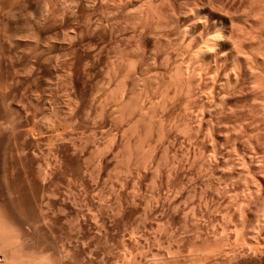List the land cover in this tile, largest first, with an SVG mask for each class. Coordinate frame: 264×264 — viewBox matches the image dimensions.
<instances>
[{"label":"rangeland","instance_id":"rangeland-1","mask_svg":"<svg viewBox=\"0 0 264 264\" xmlns=\"http://www.w3.org/2000/svg\"><path fill=\"white\" fill-rule=\"evenodd\" d=\"M129 1L130 0H97V1L96 0H0V197H1L2 205H4L9 210L10 214L15 219L23 221L25 225V227L24 226L23 227L26 230L25 234L21 235L22 237L20 241H15V242L12 241L13 242L12 247L14 248V246L17 245L16 244L17 242L18 243L21 242V244L19 243L20 246L17 245V247L19 246L18 248L22 250V252H24V254L21 255L26 256L28 253L33 260L34 258L36 260L37 257L39 259L41 258L40 260H42L41 261L42 264H43V260H45L46 262L44 264H52V263L56 264V262L57 264H72V263L73 264H94V263L95 264L98 263L99 264H122V263L135 264L136 262L137 264H142V263L150 264L151 262H152L151 264H156L158 262L161 264H225V261L224 260L222 261L226 253L224 252L226 250L225 247H223V242L224 243L226 242L228 244V246L226 247L228 249L229 246L231 248L236 244L238 245V241L234 240L235 238L237 239L236 237L237 228L235 226V222H236L235 220L237 219L235 216H233L235 204L231 199L230 200L231 202L228 200L222 206H218L217 199L215 203V198L213 200L207 198L206 200V197L202 195H204L205 189L207 188L214 189L215 187L219 188L217 189V192H219L220 190L218 196L219 195L226 196L227 194V196L230 195L229 198L231 197V195H235L234 197L239 198L240 195H242L243 193L246 194L247 192L242 188V186L245 184L243 174L247 172L244 171L243 174L242 171L240 172V169L241 170L245 169L244 165L241 166L239 165L240 167L238 166V168L240 169L233 166L231 167L232 169L228 168V166L223 167L222 170L224 174L221 171L217 172L215 170L209 169L204 164L201 165V163L204 162L206 155L208 158V154L209 156L210 155L212 156L213 154L212 151H208V149L206 148V145L209 142L208 140L209 131L207 130L208 127L205 126L201 127L200 129L198 128H196V130L194 129L198 134V138L196 136L197 134H195L193 130H192L193 133L191 134L186 130H181V129L174 130L175 128L174 127H173L174 129L172 128L174 134L175 133L177 134V135L175 134V136L177 137L171 140L174 149L173 154L175 158L177 157L176 159L179 160L184 165L185 170L187 169L189 171V169L190 170L193 169L192 170L193 174H191V176L186 177L185 175L183 176L181 181L180 179L182 176L180 177L179 175L175 176L174 171H171L172 170L171 168L172 166L170 167L171 164H168L170 162L169 161V159L171 158L170 156L172 155L171 153H169L170 156L167 153L168 158L170 157L168 159L166 156V152L165 154L162 152L163 154L161 158L163 157V159H160L158 165L160 169H158V167L154 165L150 166V164L145 162L146 158L144 159L143 157L145 156L144 155L145 152L147 154L145 157L148 156V150H147L148 147L146 146L147 142H145L146 141L145 138L147 137V131L153 129V123H152L153 119L151 121V118L154 117V121H155L156 115L161 113V110L165 113L166 111L172 113V114L170 113L168 114L171 117L170 119L171 121H168L169 120L168 118L170 117H168V115L164 113L165 116L167 115L168 120L164 116L165 119L172 124L175 123V120L177 119H179L177 121H180L181 120L180 118H182V120L184 121L183 118L186 117L185 113H187L188 115V112L189 114L190 112L191 113L194 112V115L200 114L199 116H201V111H199L200 113H195L198 110H201L198 109L200 107V103H199V107L197 105L195 107H192L191 100L190 103L189 102L187 103V99H186L187 94L184 96L185 93H180L181 94L180 95L179 93L173 94L172 92V89L175 88L176 86L175 84L177 82L179 83L182 82V80H184L183 74H181V72L184 70H189L187 69L186 64H188L189 59H191L189 58L190 50L188 51L186 48L187 47L186 45L188 44L187 42L191 38L189 39L187 35H184V32L186 31L184 26L186 27L187 25L186 22L185 23L183 22L185 21L184 17L187 16L188 13L186 15L184 13L187 10H188L187 12H189L190 9L193 10L194 13L196 7L194 8L193 6L195 4L197 6L198 3L195 0L194 1L188 0L189 2L186 0H185L186 2L184 0H171V2H169L170 0H157V1L131 0L130 2ZM174 1L175 3L180 2L181 6L184 4V2L185 4H187L188 2L189 5L191 1L190 7H188L190 9H187V5L184 4L185 12H183V9L179 10L181 9L180 5H178L180 8L178 6L177 7L175 6V3H173ZM223 1H228V0H223ZM242 1L241 0L237 1L240 2V4L242 5V6L240 5L239 9H238L239 6L235 8L236 10L238 9V11H236L235 9L233 10L231 9L232 10L231 14H233L236 11V14L242 17L239 18L238 16V18L240 19L239 20L237 18V15H234L237 18L235 20L236 22H234V26H237L239 24L238 28L236 29H239L241 27V31H243L242 30L243 27L249 28L251 23V22L249 23V20H251L252 22H254V20L256 21L258 17L257 18L256 16L253 17L254 12L258 14L259 10L263 8L262 6H264V2H262L264 0L262 1L260 0L261 2L258 0L259 1L258 3L263 4V5L261 4V7H258L259 5H255L257 1L255 2L254 0H250L251 3L252 1L254 2L253 5H255V8L252 7L253 9L256 10V8L258 9L260 8L259 10L253 11V9L250 8L251 6H253L250 3V1L248 0H242ZM244 1L246 2L244 3ZM142 2H144V4ZM245 4L247 6L250 5V7L248 6L247 8ZM243 6L244 8L246 7L248 10L244 9L243 11L242 10ZM139 8L140 11L147 8V10L148 9L153 10L154 13H152V11L151 12L149 11L150 13H152L150 15L148 13L143 12L145 15V17H143V13H140V11L138 10ZM173 8H175V10ZM147 10H145V12ZM249 10L251 11L249 12ZM176 11L177 14H179L180 11L182 12L179 14L180 17L182 16V18H179L180 22L175 25H172L171 23H170L171 25L170 24L164 25L163 21L165 19L169 20L170 22V17H167L168 16L167 14L169 13V15L171 16V13L173 12L175 14ZM246 11L248 14L253 12V15L251 14L252 17L250 16V14L248 15L247 13H245ZM191 12H189L188 15H190ZM139 13L140 15L142 14L141 15L142 17L139 16ZM146 14L150 18L149 17L146 18ZM246 15L247 18L249 16L250 17L248 19H245ZM157 20L159 21L157 22ZM160 20H162L161 23H159ZM167 20H165L166 21L165 24H168ZM146 21L147 24H145ZM246 22H248V24ZM162 23L163 25H160ZM145 26L147 27L144 29ZM182 29L185 31H182ZM186 32L185 34H188ZM183 38L185 40H183ZM145 41L149 42V45L146 46L145 48L147 49L145 50L148 57L147 61L142 65L141 71L138 70H137L138 72L132 71V68L133 70H135V64L134 67L132 66V64L136 63V60L138 59L137 58L139 56L138 51L140 50L141 52L143 49L140 47L138 48L135 47H137V45L139 46L140 44L137 43L140 42L141 44L143 43L144 45ZM189 43H193V40H191V42L189 41ZM162 48L164 49V51ZM255 48L253 50L257 49ZM186 50L188 52H186ZM255 52H257V50ZM180 54H182L181 57ZM135 55H137V57H135ZM168 56L170 57L168 58ZM178 57H180L179 60ZM168 61L170 65L167 63ZM193 61L191 60V63L189 62L190 63L189 66L191 64H195L196 67V63L195 62L193 63ZM197 61H198L197 63H200L199 60ZM180 62H182V64H179ZM202 64L204 65L205 63ZM202 64L201 66L197 64V66L199 65L200 69H198V71L195 70L196 71L195 73L197 74L200 73L199 75H202L203 69L204 72L206 73L205 69H207L208 65H205L206 67L201 68L203 67ZM175 65L177 66L174 67ZM178 65L179 66L181 65L183 67L181 68V66L179 67ZM193 66L194 65L190 66L191 68L190 70L197 69L194 68ZM130 68H131V72H130ZM179 68L181 70L184 68L185 69L179 71L178 70ZM121 69L123 71H121ZM190 70L186 71L187 72L186 74L190 75L191 73ZM177 72L182 75L181 78H180V74H178ZM186 74L184 71V76ZM197 74H195L196 77L199 76V75L197 76ZM199 77L198 79H196V82L198 84L197 83L195 84L199 85L196 87H200V89H202L203 83L198 81V80L202 81L201 79H199ZM161 78H164L163 79L164 82L160 80ZM178 78L182 80L180 81L178 80ZM172 79H175L176 83ZM124 80L126 84L127 81H129V83L127 84L128 96L126 98H123L122 96L123 92L121 93V91H123L122 88L126 86L124 85L125 84ZM169 80H171L170 82L173 81V84L175 83L174 84L175 86H170L171 83L169 84L168 82ZM249 80H247L246 82V86L248 87V89L245 88L246 89L245 91V89H243V87H245L244 85L242 89L245 92L241 89L239 90L241 91V93L243 92L244 97L243 94L241 96L240 92H238L240 93L238 97H236L237 95L235 97L233 96L237 92H235L232 95L230 94V97L233 96V98L231 97L232 98L231 103L234 106L233 105L230 106L232 109L233 107L237 106L236 104L240 103L238 105L240 107L239 109H237L236 107L237 110L234 112L231 109L233 114L236 113L234 114V116L230 110H224L223 105H221L222 109L224 110L225 116L226 117L228 116L227 119L225 118L226 121L230 117L229 119L230 121L226 122L228 124H225L224 116H220V114L219 115L215 114L217 117L214 115L212 119L213 121L212 123L214 124L215 121V123L217 124L219 122L220 124L219 126L223 125L222 119H220L221 117H223L224 119L223 126L227 125L228 129L231 128V130H233V133L241 132L239 133V136L238 134L236 136L235 135L236 133L234 134L236 140L235 139L233 140V138L230 137V140H228L227 142V144L229 143L230 144L229 146L225 144L226 146L224 147L225 151L228 150V147L232 149V151L234 150L233 149L234 147L236 148L235 145L233 146L234 141L239 142V144L242 143L241 145L244 146V148H246V146H249V149L248 147L246 148L248 151L252 148L255 151L256 147L258 146L259 148L261 147L258 152L255 151L249 153L251 155V153L259 154L261 152L260 155L263 154V160H264V144H263L264 118L262 115V110L260 112L261 108L260 109L258 108L261 105L259 106L257 105V104H261L260 98H259L260 100L258 99L259 102H257V96L259 95L258 93L260 91L258 90L259 91L258 92L256 90L258 92L257 93L258 95L256 94L257 95L256 96L255 95L256 91L254 90L258 85L257 83L255 85L254 80L252 79ZM251 80L253 83L251 82ZM157 82L159 83L162 82V86H159L158 85L159 83ZM199 83H202L201 84L202 86ZM252 85L253 86L255 85V87H253L254 89L252 88ZM170 87L173 88L171 89ZM168 88H170V91L172 93L168 94V91H165V90H169ZM251 89H253L254 93L252 91L250 93L248 92ZM256 89H260V88H256ZM202 90H199L198 98L203 97V99L205 100L206 93L209 94V92H207V90L209 89H202ZM205 90L206 93H202L205 92ZM145 94L148 95L149 97H146ZM174 95L175 97L177 96V98H175ZM121 96L123 101L120 98ZM164 96L165 97L167 96V98L169 96L172 97L170 100H167V98L165 99ZM179 96L185 98L181 99ZM145 97L147 100L144 99ZM148 98H150L149 102H147ZM120 99L122 103L124 102V100L126 101L123 107L124 110H122V113L123 111L124 113L123 115H121L123 117L115 118L114 117L115 113H112V111H116L117 107L120 110V106L117 104ZM143 99L146 101H144ZM163 100H166L167 103L169 101L170 103L171 102L174 103L172 105L174 107L176 106L175 110L174 107H171L172 105H169V103L166 104V101H165L166 105L164 106ZM244 100H247V102ZM237 101L239 103H237ZM139 102H141L139 104L140 107L135 106ZM145 102L148 104H146ZM145 104L149 108H147ZM242 104H244L245 106V107L243 106L244 108L242 107L243 109L241 108ZM142 105L145 106L141 110L142 112L139 111L138 109V114H136L135 112L137 111L135 107L141 109ZM168 105L171 107V109L173 108L172 109L174 110L173 112L169 111L171 109ZM118 109H117V113H119ZM133 109H134L133 111L134 113L131 112ZM151 109L152 111H150ZM158 110H160V112H158ZM143 111L145 114H142L143 119H139L140 121L142 120L141 121L142 123L141 122L139 123H140V129L142 130L144 128L142 130L144 133L141 135L142 139L141 138L137 139L139 142L138 141H137L138 143L136 142V148L139 149L138 157L139 156L143 157L145 164L142 161L143 159L139 157L142 160L141 159L139 160L137 166H139L141 169L139 167L138 168L136 167L137 168L135 169L136 171H133L134 169H132L131 172L126 167L127 166L126 163L129 164V162H127L129 160L128 158H130L128 157L130 156L129 153L130 150L128 151L129 147L127 145L125 146V150L127 149V152L129 154L126 151H124V155L121 159L118 160L116 157L118 154L120 155L119 148H121L124 145V143H126V139L128 140L129 138L130 139L132 138V136L129 137L131 133L129 132L128 128L129 125L130 124L132 125V123L134 122L129 124L128 119L130 121V116L127 114L128 113L130 114V112L132 114H136V115H132L131 118L132 121L133 120L136 121V119H138L136 116L139 115V112L143 113ZM145 111L147 112L149 111L148 112L149 114ZM226 111H228L227 113H229L230 111L232 116H229L231 114L230 113L227 114ZM250 112H252V114H250ZM117 113L116 115H118ZM183 113L184 116L182 117L181 115H183ZM240 114H242L241 117ZM125 115L129 116V118ZM198 115L196 119L197 121L200 119L198 118L199 117ZM257 115L258 117L260 116V118H258ZM111 116H113L114 118ZM248 116L250 117L248 118ZM172 117L173 119L175 118L174 121ZM231 119L233 120V122L231 121ZM147 121L149 122V124ZM122 122H124L123 123L124 125L122 124ZM242 122H243V126H241ZM247 122L250 125H247ZM150 123H152L151 124L152 126L150 125ZM258 123H259V128L257 127ZM217 124L215 125L217 126ZM237 125L240 126L237 127ZM150 127H152V129L148 130V128ZM250 127L251 128L254 127V128L250 129ZM124 128L128 130L125 131ZM197 129L199 130V132L197 131ZM32 130H33V134H32ZM231 130L229 133L233 134ZM183 131H186L187 133ZM184 133H186L188 136H186V134L184 135ZM205 134L208 136L206 137ZM250 135H252L254 138ZM257 135H259L258 138ZM248 136H250V138H248ZM201 139L205 140V145H204V141ZM252 139L254 140V142H251ZM121 141L124 143H122ZM139 143L141 144L139 145ZM249 143L253 145H250ZM15 144L17 145V147ZM118 144L119 146L121 144V147H119ZM142 145L145 146L143 147ZM100 148L102 149L101 151ZM205 148L206 150H204ZM261 149L263 150V152L261 151ZM116 150L118 151L117 154H116ZM131 150H133V148ZM150 150L151 149L149 148V152ZM194 150H195V155H194ZM235 150L238 151V149ZM33 151L36 153L34 154ZM107 152H109L108 153L109 156L107 155ZM96 153L97 154L100 153V154L96 155ZM140 153L143 155H141ZM230 153L232 152L230 151ZM235 153H232L233 156L239 158L238 156H240L241 153L240 155H239V151L236 154ZM25 154H27L26 157H28L26 159H25ZM232 154H230V156L228 155L229 157L228 156L227 157L230 159ZM100 155L102 156L101 158ZM163 155H165L167 159ZM254 155L255 158L257 159H260L262 156V155L259 156L257 154ZM254 155L251 156H253L254 158ZM203 156L205 158H203ZM193 158H195L196 160ZM201 158L202 160H200ZM23 160L24 161L28 160V162H25L26 165H24L25 163ZM263 160H261L260 162L259 160L257 161L255 159V162H258L256 164L260 165V163H262ZM161 161L163 162L161 163ZM195 162L196 164H194ZM164 165L166 166V168ZM42 167L43 168L45 167L47 171L45 169H43L42 171ZM155 167L157 169H155ZM225 168L228 170L227 171L228 173L225 171ZM233 168H237L238 170L236 171ZM156 170L159 173V175H157ZM230 171L232 172L229 174ZM41 172L44 173L46 176L43 177V175H40L42 174ZM170 172L172 173L170 174ZM50 173H52V175ZM155 173H156V177L161 180L160 184L159 183L154 184L156 183L154 176ZM169 174L171 175V177L169 176ZM240 174L241 176H239ZM151 177L152 179H154L153 181L154 183L151 181ZM192 177L194 179H192ZM34 178H36V180ZM204 178H206V180ZM128 179L130 183L127 182ZM176 179H178V181H176ZM236 179H238V181ZM174 180L176 183H173ZM41 181H43V183ZM182 181L184 182L182 183ZM179 182H181L179 184L181 186L179 187L178 185V187H174L175 184H178ZM186 182H189L190 184L188 185L187 183L188 187L185 184ZM209 182L211 185L209 184ZM228 182L231 183L229 184ZM185 185L186 187H184ZM227 185L229 186V188L227 187ZM191 187H193L192 188L193 191L190 190ZM155 188L156 190L158 189L157 191H160V194L163 198V202L165 204H167L166 201H168V203L172 201L171 203L172 206L170 209L166 207L161 208L159 204H157L158 205L157 208L154 206L157 200L155 195L156 194L155 192L157 191L155 190ZM225 188H227L228 190L232 188L234 190L228 191L227 189L224 190ZM223 191H225L224 194ZM151 197L153 199H151ZM2 208L3 207L0 206V211H1L0 214L2 217H4V215H2L4 213V211H2L3 210ZM47 208L49 212H47L48 211ZM119 209L123 211H120ZM213 210H215L216 212ZM55 213L56 215H54ZM172 213H174L173 216ZM147 214H148V218H147ZM170 214L173 218L171 216H170L171 218H169ZM225 214L227 216H225ZM2 217L0 219H2ZM3 219L5 220V221L3 220L5 224L2 223L1 220H0L1 221L0 224L2 223L1 225H6V219L5 218ZM103 223L104 224L108 223V225L106 226ZM98 224L100 225L98 226ZM7 227L11 228L9 227L8 224ZM4 228L6 227L3 226V230H5ZM8 228L4 232L10 235V237H13L11 236V234L14 235V233L11 232L12 231L11 229L13 228L9 229L11 231H9ZM79 228L81 229V232ZM139 228L141 229L139 230ZM230 229H232L231 232ZM225 230H227L228 233H225L226 232ZM210 232L213 235L210 234ZM232 232L235 234H233ZM205 234L207 235L210 234L211 236L217 235L218 237L217 236L216 237L214 236V238L212 237L213 238V239L211 238L212 241L209 242L206 240L205 236L207 235ZM201 235L203 236L201 237ZM225 236L226 237L229 236L227 237L229 238L228 241L229 242L231 241L232 243L226 241L227 239ZM232 236H235V238H233ZM203 239H205V242L207 241L206 244H203L205 243L204 241H202ZM214 239L215 241H219V242L218 243L216 242L217 246L214 243L212 247L210 243L214 242L213 241ZM232 240L236 241L235 245H233L234 241ZM22 243L23 245L25 244L24 247L21 246ZM34 245L36 246L40 245L43 248H45L46 251L49 250L48 251L49 254L46 253L47 256L45 255L43 257V255L39 254L40 252L38 250L37 251L33 250L36 247V246L34 247ZM71 245H72V249L75 250L71 249ZM29 246L31 247V249ZM22 247L23 249H21ZM27 247L29 248V250H25V248L28 249ZM222 247L224 249H222ZM19 249H16L17 252L19 251ZM76 249H78V251ZM74 251L77 252L75 253ZM220 251L221 253L224 254H221ZM34 253L36 254L34 255ZM29 255L27 256L30 258ZM36 255L39 256L41 255V256L36 257ZM215 257L216 259L219 257L218 260H216ZM230 262L227 261L226 264H237L235 260Z\"/></svg>","mask_w":264,"mask_h":264},{"label":"bare ground","instance_id":"bare-ground-1","mask_svg":"<svg viewBox=\"0 0 264 264\" xmlns=\"http://www.w3.org/2000/svg\"><path fill=\"white\" fill-rule=\"evenodd\" d=\"M97 1V0H96ZM131 1V0H130ZM129 1V2H130ZM139 1V0H138ZM150 1V0H149ZM157 1V0H156ZM185 1V0H184ZM186 1H188V0H186ZM185 1V2H186ZM194 1V0H193ZM195 1H197V3H198V5L196 6V4L193 6L194 8H195V12L193 13V10H191L190 8H188V7H190V3H191V1H190V3H189V5H188V2H187V4H185V2H184V4L185 5H187V9H190V11L189 12H191L190 13V15H188L189 14V12H185L184 10V4L181 6L180 5V2H177V3H179V4H177V3H175V1L173 2V3H175V6L177 7L178 5H180L181 6V9H179V10H182L183 9V12H185L184 14L186 15L187 13V16H185L184 18H185V21H183L184 23L186 22V27L184 26V28H185V30L187 31H185V30H183L182 29V31H185L186 33H188V34H185V32H184V35H187L188 37H189V41L191 42V40H193V43H189V41L187 42L188 44L186 45L187 47V50L189 51H191V53H190V51H189V58H191V59H189V62L191 63V60L193 61L194 59V61H193V63L195 62L196 63V67H195V64H191L190 66H192V65H194L193 67L194 68H197V69H192V70H190L191 68H190V66H189V62H188V64H186L187 66V69H189L190 70V75H188V74H186L187 72L186 71H189V70H184V69H182V70H184L185 71V76H184V71H182L180 68L178 69L179 71L181 70L182 72H181V74H183V79L184 80H182V82H175L176 80L175 79H172L175 83V85L173 84V81L172 82H170L171 80H169L168 82H169V84H170V86H175V88H173V87H170L171 89H172V92H173V94H180V93H185L184 94V96L186 95V99H187V103L189 102L190 103V100H191V105H192V107H195L196 105L199 107V103H200V107L198 108V109H201V110H198L197 112H195V113H200L199 111H201V116H199L198 114V118H200L198 121L196 120L197 119V115L195 116L194 115V112L193 113H191L190 112V114H189V112H188V115H187V113H185L186 114V117H184L183 119H184V121L182 120V118H180L181 120L180 121H177V120H179V119H177V120H175V123H170V122H168V121H171L170 119H171V117L168 115L169 113L170 114H172L171 112H168V111H166V113L165 112H163L162 110H161V113H159V114H157L156 115V118H155V121H154V117L153 118H151V121H152V119H153V129H152V127H150V128H148V130L149 129H152V130H150V131H147V137H148V140H147V137L145 138L146 139V141L145 142H147L146 144V146L148 147V156L147 157H145L147 154H146V152H145V154H144V152H143V154L145 155V156H143L144 157V159L146 158V160H145V162H147L148 164H150V166L151 165H154V166H156V167H158V169H160L159 168V161H160V159H163V157L161 158V156H162V154L164 153L165 154V152H166V156H167V158H168V155H167V153L169 154V153H171L172 155L170 156V154H169V156L171 157H169L168 159H169V163L168 164H171L170 165V167L172 168V170L171 171H174V174H175V176H177V175H179V177L180 176H182L181 177V179L180 178H178V179H180V181L182 180V178H183V176H185L186 175V177L187 176H191V174H193V172H192V170H190L189 169V171L186 169H184V165L179 161V160H177L176 158H175V156H174V154H173V152H174V149H173V146H172V139L174 138H176L177 136H175V134H174V131H173V129L174 130H176V129H181V130H186L187 132H190L191 134L193 133V131H194V133L195 134H197L196 133V128H198V129H200L201 127H203V126H205V127H208V131H209V142L207 143V145H206V148L208 149V151H212V156L210 155L209 156V154H208V158H207V155H206V158L203 156V158H205V160H204V162L203 163H201V165L202 164H204L206 167H208L209 169H212V170H215V171H221L222 173H223V170H222V168L223 167H227L228 166V168H230V169H232L231 167L233 166V167H237L238 168V166L240 165H244V168L246 169H244V168H242V169H244V170H241L240 168H238V169H240V172L242 171V174L244 173V171H246L247 173H244L243 174V177H244V182H245V184L242 186V188L244 189V190H246V194H242V195H240V197L238 198H236V197H234L235 195H231V197L229 198V196L230 195H228L227 196V194H226V196L224 195V196H222V195H219L218 196V193L220 192V190H219V192H217V189H219V188H217V187H215L214 189H209V188H207V189H205L204 190V195H202V196H204V197H206V200H207V198H209L210 200H213L214 198H215V203H216V199H217V205L218 206H222L226 201H230L231 199H232V201L234 202V204H235V208H234V215L233 216H235L236 217V219L237 220H235L236 222H235V226H236V237H237V239L235 238V236H232L233 238H235L234 240H237L238 241V245L236 244V241H234V240H232V241H234V244L233 245H235V246H232L231 248H230V246H229V249L228 248H226L227 246H228V244L225 242H223V247H225V250L226 251H224V252H226L225 253V256H224V258L222 259V261L224 260L225 261V264H226V262L228 261V262H230V261H233V260H235L236 261V263L237 264H264V165H262V164H264L263 162H264V160H263V154H261L260 155V153L258 154V153H254V154H257V155H259V156H261V158L260 159H257V158H255V155L254 154H252L251 153V155H254V158L258 161H260L261 162V160H263L262 161V163H260V165H258V164H256V163H258V162H255V159L253 158V156H251L250 155V153L249 152H255V151H259V149L261 148H259L257 145V147H256V150L254 151L253 150V146L252 147H250V148H252V149H250L249 151L246 149L247 147H248V149H249V146H246V148H244V146H242L241 144H239V142H236V141H234L233 142V140L235 139L236 140V138H235V135L237 136V134H238V136H239V133H241V132H234L233 133V130H231V128H230V125H229V128L230 129H228V126L227 125H225V126H223L224 125V119L226 118H228V116L226 117L225 116V114H224V110H230L231 111V107L230 106H232L233 104L231 103L232 102V98H233V96L235 97L236 95V97H238L239 95H240V93H241V91H239L240 89L241 90H243V89H248V87L246 86V82H247V80H249V79H252V80H254V82H255V85H256V83H257V85L258 86H256V88H260V89H256L255 88V90L254 91H256V93H255V95L257 96V102H259L258 101V99L260 100V103L261 104H257L258 106L259 105H261V106H259L258 108L260 109V112H261V110H262V115H263V118H264V6H262L263 8H256V10H259V12H258V14L256 13V12H254V16L253 17H255L256 16V21L254 20V22H252L251 20H249V23H250V26H249V28L248 27H243L242 28V30L243 31H241V27L239 28V29H236V28H238V26H239V24L237 25V26H234V22H236L235 20L238 18V16L239 15H237L236 14V11H238V9L240 8V2H237L236 0H232V1H230V0H228V1H223V0H195ZM230 1V2H229ZM242 1V0H241ZM248 1H250V0H248ZM255 2L257 1V3L260 1H258V0H254ZM262 1V0H261ZM260 1V2H261ZM169 2H171V0L169 1ZM183 2V1H182ZM243 2V1H242ZM241 2V3H242ZM246 1H244V3H245ZM262 2H264V1H262ZM103 3V2H102ZM136 3H137V1H136ZM143 4H144V2H142ZM172 3V4H173ZM222 3V4H221ZM244 3H243V5H244ZM249 3V2H248ZM250 3H251V1H250ZM253 1H252V5H253ZM255 3V5H259L258 7H261V4L260 3ZM141 4V3H140ZM150 4V3H149ZM247 4V3H246ZM245 4V6L248 8V6L250 7V5H246ZM146 5V4H145ZM152 5V4H151ZM255 5H253V6H251L250 8H255ZM263 5V4H262ZM128 6V5H127ZM131 6H132V4H131ZM154 6V5H153ZM174 6V7H175ZM239 6V7H238ZM242 6V5H241ZM137 7V6H136ZM140 7V6H139ZM151 7V6H150ZM179 7V6H178ZM183 7V8H182ZM238 7V9L236 10L235 8H237ZM244 8V6H243V11H244V9L245 10H248L247 8ZM257 7V6H256ZM162 8V7H161ZM180 8V7H179ZM192 8V7H191ZM193 8V9H194ZM249 8V9H250ZM252 8V9H253ZM154 9V8H153ZM172 9V8H171ZM174 10H175V8H173ZM233 9H235L234 11V13L233 14H231L232 13V10ZM139 11H140V8L138 9ZM144 10V11H143ZM143 10H141L140 11V13H148V14H152V13H154L153 12V10H147V8L146 9H143ZM145 10H147L146 12H145ZM170 10V9H169ZM176 10H178V9H176ZM231 12H230V11ZM255 9H253V11H254ZM255 10V11H256ZM152 11V13H150V12ZM251 10H249V12H250ZM169 12V11H168ZM140 13H139V16L140 17H142L141 15H140ZM144 13H143V17H145V15H144ZM170 13V12H169ZM169 13L167 14L168 16L167 17H170V22H169V20H167V19H165V20H167V23L168 24H165V20L163 21V23H164V25H169L170 23L172 24V25H175V24H178L179 22H180V19L179 18H182V16L180 17L179 16V14L180 13H182L181 11H180V13L179 14H177V11H176V13L175 14H177V15H175L173 12L171 13V16L169 15ZM240 13V12H239ZM238 13V14H239ZM245 13H247V11L245 12ZM242 14H243V12H242ZM248 14V13H247ZM250 14V16L252 17V15H253V12H251V13H249ZM248 14V15H249ZM252 14V15H251ZM256 14V15H255ZM234 15H237V18H236V16H234ZM124 16V15H123ZM154 16V15H153ZM249 16V17H250ZM147 17H149V16H147V14H146V18ZM248 17V18H249ZM145 18V19H146ZM150 18V17H149ZM163 18V17H162ZM162 18H160V19H162ZM239 18H242V17H240L239 16ZM238 18V19H239ZM247 18V15H246V17H245V19H248ZM142 19V18H141ZM144 19V18H143ZM240 20V19H239ZM244 20V19H243ZM142 21V20H141ZM149 21V20H148ZM159 20H157V22H158ZM242 21V20H241ZM245 21H248V20H245ZM244 21V22H245ZM156 22V21H155ZM162 22V20H160V22L159 23H161ZM243 22V21H242ZM241 22V23H242ZM141 23V22H140ZM140 23H139V25H140ZM163 23L162 24H160V25H163ZM184 23H183V25H184ZM247 24H248V22H246ZM246 23H244V24H246ZM137 24V23H136ZM145 24H147V21H146V23ZM170 24V25H171ZM236 25V24H235ZM140 27V26H139ZM147 26H145L144 27V29L146 28ZM158 27V26H157ZM156 28V27H155ZM166 28V27H165ZM187 28V29H186ZM248 28V29H247ZM143 29V30H144ZM157 29V28H156ZM155 29V30H156ZM159 29V28H158ZM161 29H163V28H161ZM136 30H137V28H136ZM135 30V31H136ZM142 31V30H141ZM145 31H147V30H145ZM144 31V32H145ZM162 31V30H161ZM160 31V32H161ZM164 31V30H163ZM165 31H166V29H165ZM136 33V32H135ZM143 33V32H142ZM164 33V32H163ZM166 33V32H165ZM160 34H162V33H160ZM141 35H143V34H141ZM183 35V36H184ZM136 36V35H135ZM140 37V36H139ZM152 37V36H151ZM180 37H181V35H180ZM153 38V37H152ZM155 38V37H154ZM137 39V38H136ZM159 39V38H158ZM167 39V38H166ZM165 39V40H166ZM162 40V39H161ZM183 40H185L184 38H183ZM156 41V40H155ZM178 41V40H177ZM176 41V42H177ZM142 42V41H141ZM141 42L140 43H137V44H140L139 46L137 45V47H135V48H138V47H140V48H143L142 49V51L140 52V50L138 51V49H137V51L139 52L138 54H139V56L137 57V55H135V57H137L138 59L136 60V63H133L132 64V66L134 67V64H135V70H133V68H132V71H141V68H142V65L147 61V54H146V52H145V50H147V49H145L146 48V46H148L149 45V42L147 41H145L144 43V45H143V43L141 44ZM175 42V41H174ZM183 42V41H182ZM179 43V42H178ZM181 43V42H180ZM184 43V42H183ZM176 44V43H175ZM174 44V45H175ZM182 44V43H181ZM159 45V44H158ZM179 46V45H178ZM185 46V45H184ZM189 46V47H188ZM172 47V46H171ZM257 49H256V48ZM166 48H167V46H166ZM176 48V47H175ZM180 48V47H179ZM178 48V49H179ZM256 49L257 50V52H255L256 50H253V49ZM163 49V48H162ZM169 49V48H168ZM173 49H174V47H173ZM178 49H176V50H178ZM185 49V48H184ZM171 50V49H170ZM186 50V52H188ZM133 51V50H132ZM163 51H164V49H163ZM184 52V51H183ZM170 53V52H169ZM179 53V52H178ZM133 54V53H132ZM181 55L182 54H180V57H181ZM183 55H185V54H183ZM187 55H188V53H187ZM186 55V56H187ZM158 56V55H157ZM186 56H184V57H186ZM119 57V56H118ZM150 57V56H149ZM153 57H155V56H153ZM170 56H168V58H169ZM180 57H178V60H179V58ZM198 57V58H197ZM166 58V57H165ZM176 58H177V55H176ZM136 59V58H135ZM155 59V58H154ZM184 59V58H183ZM134 60V59H133ZM169 60V59H168ZM197 60H199V62L202 64V63H205L204 65H203V67H201V68H204V67H206L205 65H208V67H207V69H205V71H206V73L204 72V69L202 70V75H199L200 73V71L198 72L199 74H197V73H195L196 71L195 70H197L198 71V69H200L199 68V65L201 66V64L200 63H197L198 61ZM113 61V60H112ZM156 61V60H155ZM171 61V60H170ZM114 62V61H113ZM166 62V61H165ZM163 63V62H162ZM168 64H169V61L167 62ZM114 64V63H113ZM112 64V65H113ZM148 64V63H147ZM165 64V63H164ZM179 64H182V62H180ZM197 64H199L198 66H197ZM163 65V64H162ZM170 65V64H169ZM168 65V66H169ZM174 65V64H173ZM173 65H172V67H173ZM131 66V65H130ZM167 66V65H166ZM177 65H175L174 67H176ZM179 66V65H178ZM181 66V65H180ZM179 66V67H180ZM116 67V66H115ZM183 66H181V68H182ZM162 68V67H161ZM167 68H169V67H167ZM178 68V67H177ZM110 69V68H109ZM116 69V68H115ZM158 69V68H157ZM174 69V68H173ZM117 70V69H116ZM165 70V69H164ZM177 70V69H176ZM115 71V70H114ZM121 71H123L122 69H121ZM129 71V70H128ZM137 71V72H138ZM116 72V71H115ZM130 72H131V68H130ZM156 72V71H155ZM173 72V71H172ZM114 73V72H113ZM176 73V72H175ZM174 73V74H175ZM178 73V72H177ZM132 74V73H131ZM141 74V73H140ZM178 74H180V73H178ZM180 74V78L182 77V75ZM195 74H197V76L199 75L200 77H202V78H200L199 76V79H201L202 81H200V80H198L199 82H202L203 83V88L202 89H209V90H207V92H209V94L208 93H206V90H205V92H202L203 90L202 89H200V87H196V86H199V85H196L195 83H197L196 82V79H198V77H196V75ZM114 75V74H113ZM129 75V74H128ZM133 75H134V73H133ZM157 75V74H156ZM155 75V76H156ZM159 75V74H158ZM164 75V74H163ZM169 75V74H168ZM176 75V74H175ZM188 75V76H187ZM121 76V75H120ZM136 76V75H135ZM134 76V77H135ZM140 76V75H139ZM80 77V76H79ZM115 77H118V76H115ZM171 77V76H170ZM175 77V76H174ZM177 77H178V75H177ZM129 78V77H128ZM180 78H178V80H180ZM110 79V78H109ZM163 79L164 78H161L160 80H162V82H164L163 81ZM171 79V78H170ZM113 80V79H112ZM127 80V79H126ZM142 80V79H141ZM159 80V79H158ZM177 80V81H178ZM180 80V81H181ZM252 80H251V82H252ZM250 81V80H249ZM248 81V82H249ZM160 82V81H159ZM159 82H157V83H159ZM162 82L161 83H159L158 85L159 86H162ZM124 83H125V80H124ZM124 83H121V84H124ZM129 83V81H127V84ZM156 83V82H155ZM202 83H199L200 85L202 84ZM250 83V82H249ZM253 83V82H252ZM3 84V83H2ZM127 84L125 83L124 85H126L125 87H123V85H122V89H123V91H121V93L123 92V98H126L127 96H128V88H127ZM198 84V83H197ZM120 85V84H119ZM245 85V87H243ZM255 85L253 86L252 85V88L253 87H255ZM202 86V85H201ZM249 86V85H248ZM242 87H243V89H242ZM2 88H4V87H2ZM170 88H168L169 90H165V91H168V94L169 93H172L171 91H170ZM7 89V88H6ZM121 89V88H120ZM159 89H160V87H159ZM246 89H245V91H246ZM254 89V88H253ZM253 89H251V90H249L248 92L250 93L251 91L253 92ZM132 90V89H131ZM163 90V89H162ZM199 90H202L201 92L202 93H206V97H205V100L203 99V97L202 98H198V94H199ZM244 91V90H243ZM244 91V92H245ZM146 92V91H145ZM163 92V91H162ZM235 92H237L236 94H234ZM238 92H240V93H238ZM248 92H247V94H248ZM119 93V92H118ZM130 93V92H129ZM143 93V92H142ZM254 93V92H253ZM133 94V93H132ZM148 94V93H147ZM159 94H161V93H159ZM168 94H165V95H168ZM230 94L232 95V94H234L233 96H231L230 97ZM242 94H243V92L241 93V96H242ZM252 94V93H251ZM181 95V94H180ZM183 95V94H182ZM202 95H205V94H202ZM208 95V96H207ZM229 97H228V96ZM246 95V94H245ZM253 95V94H252ZM254 95V96H255ZM114 96V95H113ZM122 96L120 97L121 99H122ZM141 96V95H140ZM142 96H144V95H142ZM145 96L146 97H149L148 95H146L145 94ZM146 97L144 98V99H146ZM170 97V98H169ZM168 98H167V96L165 97L164 96V98L166 99L167 98V100H170L171 99V97L172 96H169ZM174 97H175V95H174ZM181 99L183 98L182 96H179ZM243 97H244V94H243ZM247 97H248V95H247ZM247 97H246V99H247ZM250 97V96H249ZM143 98V97H142ZM142 98H141V101H142ZM153 98V97H152ZM162 98V97H161ZM163 98V99H164ZM175 98H177V96L175 97ZM185 98V97H184ZM183 98V99H184ZM256 98V97H255ZM22 99V98H21ZM121 99L118 101V105L120 106V110L118 109V107L116 108V111H112V113H115L114 114V117L115 118H117V117H123V116H121V115H123V113H124V111H123V113H122V110H124L123 109V107H124V105H125V100H124V104L122 103V101H123V99H122V101H121ZM143 99V100H144ZM149 99L150 98H148V101L147 102H149ZM249 99V98H248ZM147 100V99H146ZM146 100H144V101H146ZM189 100V101H188ZM130 101V100H129ZM139 101V100H138ZM144 101H143V103H144ZM164 101V103H163V105L165 106L166 104H168L169 103V105H172V104H174V103H170V101L167 103V101L166 100H163ZM165 101H166V104H165ZM184 101V100H183ZM182 101V102H183ZM193 101V102H192ZM194 101H196V102H194ZM244 101H246L247 102V100H244ZM254 101H256V100H254ZM253 101V102H254ZM14 102V101H13ZM180 102V101H179ZM256 102V103H257ZM22 103V102H21ZM121 105H120V104ZM129 103V102H128ZM141 102H139V103H137L135 106H137V107H140V104ZM142 103V104H143ZM146 103V102H145ZM154 103V102H153ZM157 103V102H156ZM159 103V102H158ZM194 104V106H193V104ZM237 103H239L238 101H237ZM255 103V104H256ZM146 104H148V103H146ZM146 104H145V106H146ZM235 104V103H234ZM240 104V103H239ZM239 104H236L237 106V109H239L240 107L238 106ZM245 104V103H244ZM244 104H242V106H241V108L244 106ZM248 104V103H247ZM168 105V106H169ZM176 105V104H175ZM181 105V104H180ZM186 105H188V104H186ZM221 105H223V108H224V110L222 109V106ZM253 105V104H252ZM27 106V105H26ZM132 106V105H131ZM144 105H142V107H141V109L140 108H137V107H135L136 108V111L137 112H135L136 114H138V109H139V111H141L144 107H145ZM149 106V105H148ZM153 106V105H152ZM185 106V105H184ZM234 106V105H233ZM247 106V105H246ZM147 107V106H146ZM167 107V106H166ZM170 107V106H169ZM171 107H174L173 105L171 106ZM171 107H170V109H171ZM176 107V106H175ZM175 107H174V110H175ZM181 107V106H180ZM188 107H190V106H188ZM236 107H233V112L234 111H236L237 109H236ZM245 107V106H244ZM243 107V108H244ZM128 108V107H127ZM126 108V109H127ZM134 108V107H133ZM134 108V109H135ZM147 108H149V107H147ZM187 108V107H186ZM235 108V109H234ZM242 108V109H243ZM257 108V107H256ZM26 109V108H25ZM104 109V108H103ZM117 109H118V111H119V113H117ZM134 109L131 111V112H133L134 111ZM158 109V108H157ZM173 109V108H172ZM169 110V111H174V110ZM181 109V108H180ZM241 109V110H242ZM19 110V109H18ZM130 110H131V108H130ZM258 110V109H257ZM12 111V110H11ZM150 111H152V109L150 110ZM155 111V110H154ZM230 111H229V113H230ZM252 111V110H251ZM111 112V111H110ZM130 112V114L128 113L127 115H129L130 116V121H129V119H128V122H129V124L130 123H132V122H134V123H132V125L130 124L129 125V132L131 133H129L130 134V136L129 137H131L132 136V138L128 141L127 139H126V143H124V142H122V143H124V145L121 147V144H120V146H119V144H118V146L119 147H121V148H119V150H120V155L118 154L117 155V159L119 160V159H121L122 157H123V155H124V151H126L127 152V149L125 150V146L127 145L128 147V151L130 150V151H132V152H130L129 151V153H130V156H128V154H127V156L128 157H130V158H128L129 160L127 161V162H129V164L128 163H126L127 164V169L128 170H130L131 172H132V169H134L133 171H136L135 169H137L139 166H137L138 165V163H139V160L142 158L143 159V157H141V156H139V157H141V158H139L138 157V153H139V149H137L136 148V142L138 141L137 139L138 138H141V135L144 133L142 130L144 129H140V123L139 122H141L139 119H143L142 118V114H145L144 113V111H143V113H140L139 112V115L138 116H136L138 119H136V121H132V115H136V114H132ZM142 112V111H141ZM145 112H147V111H145ZM149 112V111H148ZM147 112V113H148ZM158 112H160V110H158ZM186 112V111H185ZM223 112V113H222ZM228 111H226V113H227ZM233 112L231 111V113L233 114ZM240 112V111H239ZM241 112H244V111H241ZM253 112H254V110H253ZM259 112V111H258ZM258 112H257V114H258ZM116 113L118 114V115H116ZM134 113V112H133ZM156 113V112H155ZM164 113L165 114H167L168 115V117H170V118H168L167 119V115L165 116L164 115ZM229 113H227V114H229ZM230 113V114H231ZM149 114V113H148ZM148 114H146V115H148ZM174 114V113H173ZM219 115L220 114V116H224V119H223V117H221L220 118V116H219V118L220 119H222V123H223V125H221V126H219L220 124H219V122H218V124L217 123H215V121H214V124L212 123L213 121H212V119H213V117H214V115ZM222 114V115H221ZM224 114V115H223ZM232 114L231 115H229V116H232ZM234 114H236V113H234ZM234 114H233V116H234ZM250 114H252V112H250ZM109 115H110V113H109ZM111 115H113V114H111ZM127 115H125V116H127ZM176 115H178V114H176ZM215 115V116H216ZM129 116H127L128 118H129ZM152 116V115H151ZM166 117V119L168 120H166L165 119V117ZM172 116V115H171ZM182 117L184 116V113H183V115H181ZM242 116V114H240V117ZM256 116V115H255ZM10 117V116H9ZM111 117H113V116H111ZM113 117V118H114ZM126 117V118H127ZM134 117V116H133ZM135 117V118H136ZM147 117V116H146ZM217 117V116H216ZM250 116H248V118H249ZM257 117H258V115H257ZM14 118V117H13ZM27 118V117H26ZM258 118H260V116L258 117ZM257 118V119H258ZM262 118V119H263ZM20 119V118H19ZM134 119V118H133ZM144 119H145V117H144ZM172 119H173V117H172ZM175 119V118H174ZM174 119H173V121H174ZM217 119V118H216ZM226 119H225V124H228V123H226L227 121L229 122L230 120V117H229V119L226 121ZM243 119V118H242ZM256 119V118H255ZM6 120V119H5ZM9 120H11V119H9ZM112 120V119H111ZM123 120V119H122ZM127 120V119H126ZM166 120V121H165ZM218 120V119H217ZM216 120V121H217ZM235 120V119H234ZM177 121V122H176ZM219 121V120H218ZM231 121L233 122V120L231 119ZM263 121V120H262ZM5 122V121H4ZM4 122H2V123H4ZM22 122V121H21ZM29 122V121H28ZM148 122V121H147ZM196 122H198V123H196ZM221 122V121H220ZM257 122V121H256ZM9 123V122H8ZM124 122H122V124H123ZM142 123V122H141ZM152 123H150V125L152 124ZM221 123V124H222ZM239 123V122H238ZM254 123V122H253ZM259 123H260V121H259ZM259 123L257 124L258 126V128H259ZM148 124H149V122H148ZM215 124H217V126L215 125ZM262 124V123H261ZM9 125V124H8ZM17 125V124H16ZM20 125V124H19ZM124 125V124H123ZM128 125V124H127ZM247 125H250V124H248V122H247ZM15 126V125H14ZM18 126V125H17ZM142 126V125H141ZM152 126V125H151ZM232 126V125H231ZM240 126V125H239ZM238 125H237V127H239ZM241 126H243V122H242V125ZM245 126V125H244ZM13 127V126H12ZM119 127V126H118ZM122 127V126H121ZM145 127V126H144ZM174 127V128H173ZM18 128V127H17ZM127 128V127H126ZM126 128H124V130L125 131H127L126 130ZM142 128V127H141ZM146 128H147V126H146ZM173 128V129H172ZM235 128V127H234ZM252 128H254V127H252ZM251 127H250V129H252ZM33 129V128H32ZM195 129V130H194ZM197 129V131L199 132V130ZM232 129H233V127H232ZM247 129V128H246ZM10 130V129H9ZM22 130V129H21ZM25 130V129H24ZM34 130V129H33ZM33 130H32V134H33ZM146 130V129H145ZM144 130V131H145ZM193 130V131H192ZM230 130L232 131V133L233 134H231V133H229L230 132ZM240 130H242V129H240ZM239 130V131H240ZM254 130V129H253ZM260 130V129H259ZM17 131V130H16ZM186 131H183V132H186ZM201 131V130H200ZM14 132H15V130H14ZM27 132V131H26ZM35 132V131H34ZM119 132V131H118ZM146 132V131H145ZM180 132V131H179ZM186 132V133H187ZM206 132V131H205ZM242 132H244V131H242ZM249 132H251V131H249ZM4 133V132H3ZM17 133V132H16ZM30 133V132H29ZM122 133H123V131H122ZM125 133V132H124ZM126 133H128V132H126ZM186 133H184V135L186 134ZM189 133V134H190ZM236 133V134H235ZM247 133V132H246ZM258 133V132H257ZM260 133H263V132H260ZM194 134V135H195ZM207 134V133H206ZM205 134V135H206ZM235 134V135H234ZM245 134V133H244ZM248 134V133H247ZM255 134V133H254ZM259 134V133H258ZM9 135V134H8ZM29 135V134H28ZM124 135V134H123ZM177 135V134H176ZM202 135V134H201ZM200 135V136H201ZM205 135H204V137H205ZM186 136H188L187 134H186ZM185 136V137H186ZM197 136V138H198V134L196 135ZM196 136H194V137H196ZM208 135H206V137H207ZM250 136H252V135H250ZM250 136H248V138H250ZM258 136L259 135H257V138H258ZM264 136V135H263ZM28 137H30V136H28ZM39 137V136H38ZM37 137V138H38ZM230 137H232L233 138V140H232V138H231V140H232V142L234 143L233 144V146L235 145L236 146V148L234 147L233 149V151H232V149H230L229 147H228V150L227 151H225V148L224 147H226L225 146V144H227V142H228V140H230ZM253 137V136H252ZM251 137V138H252ZM22 138V137H21ZM36 138V137H35ZM122 138H124V137H122ZM128 138V137H127ZM239 138V137H238ZM254 138V137H253ZM261 138V137H260ZM39 139V138H38ZM142 139V138H141ZM160 139V140H159ZM196 139V138H195ZM204 139V138H203ZM203 139H201V140H203ZM207 139V138H206ZM15 140V139H14ZM25 140V139H24ZM28 140V139H27ZM140 140V139H139ZM115 141V140H114ZM113 141V142H114ZM128 141V142H127ZM182 141V140H181ZM184 141V140H183ZM204 141V145H205V140H203ZM250 141V140H249ZM259 141V140H258ZM139 142V141H138ZM137 142V143H138ZM207 142V141H206ZM229 142H231V141H229ZM245 142V141H244ZM251 142H254V140L252 139V141ZM175 143V142H174ZM188 143H189V141H188ZM247 143V142H246ZM35 144V143H34ZM141 143H139V145H140ZM143 144V143H142ZM230 144V143H229ZM229 144H227V146H229ZM250 144V143H249ZM264 144V143H263ZM16 145V144H15ZM37 145H38V143H37ZM203 145V144H202ZM224 145V146H223ZM232 145V144H231ZM244 145V144H243ZM250 145H253V144H250ZM255 145V144H254ZM117 146V147H118ZM143 146V145H142ZM141 146V147H142ZM145 146V145H144ZM143 146V147H144ZM184 146V145H183ZM187 146V145H186ZM185 146V147H186ZM191 146V145H190ZM16 147H17V145H16ZM107 147V146H106ZM114 147V146H113ZM139 147V146H138ZM254 147V148H255ZM25 148V147H24ZM133 148V150H131ZM149 148L151 149L150 150V152H149ZM201 148V147H200ZM200 148H199V150H200ZM206 148L204 149V150H206ZM14 149H15V146H14ZM96 149H97V147H96ZM145 149V148H144ZM229 149H230V151L232 152V153H235V151H236V153L239 151V155H240V153H241V157L240 156H238L239 158H237V157H234L233 156V154L232 153H230V151H229ZM235 149H238V151L237 150H235ZM102 149L100 148V151H101ZM142 150V149H141ZM141 150H140V152H141ZM178 150V149H177ZM251 150H253V151H251ZM27 151V150H26ZM122 151V152H121ZM134 151V152H133ZM261 151L263 152V150L261 149ZM23 152V151H22ZM28 152V151H27ZM34 152V151H33ZM125 152V153H126ZM163 152V153H162ZM188 152H189V150H188ZM187 152V153H188ZM206 152V151H205ZM12 153V152H11ZM36 152H34V154H35ZM93 153V152H92ZM108 153L109 152H107V155H108ZM118 153V151L116 150V154ZM131 153H133V154H131ZM186 153V154H187ZM232 154V156H231V158L229 159L228 157L230 156V154ZM235 153V154H236ZM9 154V153H8ZM19 154V153H18ZM98 154H100V153H98ZM97 153H96V155H98ZM103 154H105V153H103ZM114 154H115V152H114ZM141 154V153H140ZM143 154H141V155H143ZM177 154V153H176ZM175 154V155H176ZM211 154V153H210ZM234 154V155H235ZM74 155V154H73ZM192 155V154H191ZM194 155H195V150H194ZM204 155V154H203ZM229 155V156H228ZM13 156V155H12ZM27 156V154H25V159L26 158H28V157H26ZM109 156V155H108ZM116 156V155H115ZM114 156V157H115ZM163 156H165V155H163ZM166 156H165V158H166ZM177 156V155H176ZM178 156H180V155H178ZM184 156V155H183ZM199 156V155H198ZM228 156V157H227ZM259 156H257V157H259ZM38 157V156H37ZM102 156L100 155V158H101ZM104 157H105V155H104ZM227 157V158H226ZM39 158V157H38ZM41 158V157H40ZM59 158V157H58ZM95 158V157H94ZM127 158V157H126ZM166 158V159H167ZM188 158H189V155H188ZM233 158H235V159H233ZM238 160H237V159ZM103 159V158H102ZM141 159V160H142ZM144 159L142 160L143 161V163H144ZM166 159H165V161H166ZM182 159V158H181ZM193 159H195V158H193ZM57 160H59V159H57ZM110 160V159H109ZM112 160V159H111ZM127 160V159H126ZM190 160V159H189ZM196 160V159H195ZM200 160H202V158L200 159ZM199 160V161H200ZM21 161V160H20ZM24 161V160H23ZM25 162H28V160L27 161H24V163ZM30 162V161H29ZM34 162V161H33ZM119 162V161H118ZM141 162V161H140ZM163 161H161V163H162ZM183 162V161H182ZM189 162V161H188ZM197 162V161H196ZM196 162L194 163V164H196ZM60 163V162H59ZM103 163V162H102ZM143 163H141V164H143ZM13 164V163H12ZM145 164V163H144ZM24 165H26V163L24 164ZM30 165V164H29ZM55 165V164H54ZM119 165V164H118ZM162 165V164H161ZM262 165V166H261ZM123 166V165H122ZM165 166V165H164ZM239 166V167H240ZM16 167V166H15ZM29 167V166H28ZM65 167V166H64ZM125 167V168H126ZM137 167V168H136ZM146 167V166H145ZM144 167V168H145ZM155 167V169H157ZM169 167V168H170ZM190 167V166H189ZM221 167V168H220ZM20 168V167H19ZM41 168V167H40ZM140 168V167H139ZM149 168V167H148ZM165 168H166V166H165ZM187 168V167H186ZM237 168H233L234 170H238ZM43 169H45V167L43 168L42 167V171H43ZM141 169V168H140ZM164 169V168H163ZM168 169V168H167ZM46 170V169H45ZM123 170V169H122ZM211 170V171H212ZM13 171H15V170H13ZM40 171V170H39ZM47 171V170H46ZM125 171V170H124ZM139 171V170H138ZM141 171V170H140ZM160 171V170H159ZM208 171V170H207ZM206 171V172H207ZM225 171L227 172L228 170L225 168ZM232 171H230L229 172V174L231 173ZM239 172V173H240ZM33 173V172H32ZM31 173V174H32ZM42 173V172H41ZM47 173V172H46ZM119 173V172H118ZM127 173H128V171H127ZM146 173V172H145ZM156 173H157V175H159V173L157 172V170H156ZM156 173H155V182L156 183H154L153 181H154V179H152V177H151V181L154 183V184H160L161 183V180L160 179H158L157 177H156ZM172 172H170V174H171ZM212 173V172H211ZM216 173V172H215ZM228 173V172H227ZM238 173V172H237ZM36 174V173H35ZM51 175H52V173H50ZM141 174V173H140ZM169 174V176L171 177V175ZM201 174V173H200ZM224 174V173H223ZM40 175H43V177L44 176H46L44 173H42V174H40ZM39 175V176H40ZM139 175V174H138ZM204 175V174H203ZM206 175V174H205ZM213 175V174H212ZM226 175V174H225ZM235 175V174H234ZM48 176V175H47ZM153 176V175H152ZM173 176V175H172ZM202 176V175H201ZM200 176V177H201ZM230 176V175H229ZM228 176V177H229ZM239 176H241V174L239 175ZM33 177V176H32ZM185 177V178H186ZM195 177V176H194ZM199 177V178H200ZM235 177V176H234ZM39 178V177H38ZM37 178V179H38ZM40 178H42V177H40ZM139 178V177H138ZM154 178V177H153ZM160 178H161V176H160ZM176 178V177H175ZM188 178H190V177H188ZM198 178V177H197ZM225 178V177H224ZM223 178V179H224ZM33 179V178H32ZM35 180H36V178H34ZM46 179V178H45ZM170 179V178H169ZM178 179H176V181H178ZM192 179H194L193 177H192ZM205 180H206V178H204ZM203 179V180H204ZM227 179V178H226ZM230 179V178H229ZM39 180V179H38ZM49 180V179H48ZM47 180V181H48ZM77 180V179H76ZM199 180V179H198ZM215 180V179H214ZM237 181H238V179H236ZM31 181V180H30ZM140 181V180H139ZM197 181V180H196ZM209 181V180H208ZM213 181V180H212ZM34 182H36V181H34ZM33 182V183H34ZM42 183H43V181H41ZM127 182H129V179L127 180ZM184 181H182V183H183ZM217 182V181H216ZM243 182V181H242ZM40 183V182H39ZM38 183V184H39ZM122 183V182H121ZM130 183V182H129ZM173 183H176L175 182V180H174V182ZM181 182H179L178 184H175V186L174 187H178V185L180 184ZM187 183H188V185H190L189 184V182H186L185 184L187 185ZM220 183H222V182H220ZM223 183H224V181H223ZM229 183V182H228ZM231 183V182H230ZM229 183V184H230ZM235 183V182H234ZM233 183V184H234ZM37 184V185H38ZM48 184V183H47ZM203 184V183H202ZM209 184H210V182H209ZM134 185V184H133ZM174 185V184H173ZM186 185L184 186V187H186ZM188 185H187V187H188ZM211 185V184H210ZM238 185V184H237ZM39 186V185H38ZM42 186V185H41ZM181 185H179V187H180ZM197 186V185H196ZM225 186V185H224ZM159 187V186H158ZM201 187V186H200ZM209 187H211V186H209ZM227 187L229 188V186L227 185ZM38 188H40V187H38ZM42 188V187H41ZM192 188L193 187H191L190 188V190H192ZM196 188V187H195ZM198 188V187H197ZM203 188V187H202ZM206 188V187H205ZM237 188H238V186H237ZM161 189V188H160ZM173 189V188H172ZM186 189V188H185ZM227 188H225L224 190H226ZM53 190V189H52ZM155 190H156V188H155ZM154 190V191H155ZM158 190V189H157ZM156 190V191H157ZM198 190V189H197ZM228 190V189H227ZM232 190H234V189H232V188H230L228 191H232ZM238 190V189H237ZM193 191V190H192ZM142 192V191H141ZM183 192V191H182ZM224 192L225 191H223V194H224ZM11 193H12V191H11ZM156 194V198H157V200H156V204H154V206L157 208L158 207V205L157 204H159L160 206H161V208H168V209H170L171 208V206H172V201L171 202H169L168 203V201H166L167 202V204H165L164 202H163V198H162V196H161V194H160V191H157V192H155ZM162 193V192H161ZM165 193V192H164ZM196 193V192H195ZM171 194V193H170ZM232 194V193H231ZM234 194V193H233ZM236 194H237V191H236ZM49 195V194H48ZM172 195V194H171ZM171 195H169V196H171ZM239 195V194H238ZM237 195V196H238ZM43 196V195H42ZM131 196V195H130ZM169 196H168V199H169ZM45 197V196H44ZM52 197V196H51ZM124 197V196H123ZM122 197V198H123ZM135 197V196H134ZM145 197V196H144ZM54 198V197H53ZM155 198V197H154ZM203 198V197H202ZM56 199H57V197H56ZM136 199V198H135ZM151 199H153L152 197H151ZM43 200V199H42ZM121 200V199H120ZM123 200V199H122ZM127 200V199H126ZM129 200V199H128ZM150 200V199H149ZM174 200V199H173ZM182 200V199H181ZM198 200V199H197ZM204 200V199H203ZM165 201V200H164ZM176 201V200H175ZM47 202V201H46ZM50 202V201H49ZM134 202V201H133ZM150 202V201H149ZM205 202V201H204ZM208 202H209V200H208ZM231 202V201H230ZM61 203V202H60ZM64 203V202H63ZM137 203V202H136ZM147 203V202H146ZM199 203V202H198ZM49 204H51V203H49ZM121 204H123V203H121ZM133 204V203H132ZM214 204V203H213ZM233 204V205H234ZM48 205V204H47ZM138 205V204H137ZM150 205V204H149ZM188 205V204H187ZM201 205V204H200ZM227 205V204H226ZM226 205H224V206H226ZM0 206L1 207H3L2 209V211H4V213L2 214V215H4V217H2L1 216V214H0V218L2 217V219H0L1 221H2V223H4L5 224V222H3V218H5L6 219V225H1L0 224V264H42V260H40L37 256H39V255H36V257L38 258H36V260H35V258H34V260L32 259V257L27 253V252H25V253H27V255H29L30 256V258L27 256V258H26V256H22L21 254H24V252H22V250H20L18 247L20 246L19 245V243L21 244V242H17L16 244L17 245H19L18 247H17V245L16 246H14V248L12 247L13 246V242H15V241H20V239H21V235L22 234H25V225H24V223H23V221H20V220H17V219H15L11 214H10V212H9V210L4 206V205H2V202H1V197H0ZM39 206V205H38ZM50 206V205H49ZM102 207V206H101ZM128 207V206H127ZM130 207V206H129ZM177 207V206H176ZM179 207V206H178ZM186 207V206H185ZM196 207V206H195ZM39 208V207H38ZM50 208V207H49ZM119 208V207H118ZM152 208V207H151ZM217 208V207H216ZM225 208V207H224ZM231 208H232V206H231ZM99 209V208H98ZM138 209V208H137ZM145 209V208H144ZM154 209V208H153ZM152 209V210H153ZM173 209V208H172ZM192 209V208H191ZM202 209V208H201ZM200 209V210H201ZM212 209H214V208H212ZM218 209V208H217ZM226 209V208H225ZM47 210H48V208H47ZM56 210V209H55ZM120 210V209H119ZM139 210V209H138ZM147 210V209H146ZM162 210V209H161ZM166 210V209H165ZM164 210V211H165ZM176 210H177V208H176ZM199 210V211H200ZM44 211V210H43ZM53 211V210H52ZM67 211V210H66ZM120 211H123V210H120ZM128 211V210H127ZM198 211V210H197ZM208 211V210H207ZM213 211H215V210H213ZM254 211H256V212H254ZM47 212H49V210L47 211ZM113 212V211H112ZM153 212V211H152ZM168 212H169V210H168ZM172 212H174V211H172ZM186 212V211H185ZM195 212V211H194ZM201 212V211H200ZM216 212V211H215ZM218 212H220V211H218ZM229 212V211H228ZM0 213H1V211H0ZM83 213V212H82ZM123 213V212H122ZM125 213V212H124ZM177 213H179V212H177ZM202 213H203V211H202ZM205 213V212H204ZM226 213V212H225ZM46 214V213H45ZM97 214V213H96ZM119 214V213H118ZM142 214V213H141ZM151 214V213H150ZM159 214V213H158ZM173 214L174 213H172V216H173ZM201 214V213H200ZM212 214V213H211ZM54 215H56V213L54 214ZM79 215V214H78ZM83 215V214H82ZM186 215V214H185ZM188 215V214H187ZM231 215V216H232ZM98 216V215H97ZM171 216V214L169 215V218H171L170 217ZM175 216V215H174ZM205 216V215H204ZM208 216V215H207ZM210 216V215H209ZM225 216H227L226 214H225ZM224 216V217H225ZM44 217V216H43ZM80 217V216H79ZM100 217V216H99ZM138 217V216H137ZM146 217V216H145ZM156 217H157V215H156ZM163 217V216H162ZM193 217V216H192ZM192 217H191V219H192ZM203 217V216H202ZM142 218V217H141ZM147 218H148V214H147ZM173 218V217H172ZM199 218V217H198ZM211 218H212V216H211ZM226 218V217H225ZM233 218V217H232ZM231 218V219H232ZM44 219V218H43ZM85 219V218H84ZM96 219H98V218H96ZM146 219V218H145ZM175 219V218H174ZM194 219V218H193ZM227 219V218H226ZM28 220V219H27ZM49 220V219H48ZM101 220V219H100ZM114 220H116V219H114ZM205 220V219H204ZM225 220V219H224ZM0 221V222H1ZM5 221V220H4ZM188 221V220H187ZM213 221V220H212ZM211 221V222H212ZM220 221V220H219ZM49 222V221H48ZM61 222V221H60ZM88 222V221H87ZM86 222V223H87ZM107 222V221H106ZM147 222V221H146ZM164 222V221H163ZM162 222V223H163ZM170 222V221H169ZM172 222V221H171ZM194 222H196V221H194ZM223 222V221H222ZM115 223V222H114ZM160 223V222H159ZM161 223V224H162ZM193 223V222H192ZM7 224L9 225V227H11V228H13V229H11V228H8L7 227ZM31 224V223H30ZM59 224V223H58ZM104 224V223H103ZM153 224V223H152ZM198 224V223H197ZM220 224V223H219ZM222 224V223H221ZM229 224H230V222H229ZM228 224V225H229ZM42 225V224H41ZM52 225V224H51ZM90 225V224H89ZM100 224H98V226H99ZM104 225H108V223L107 224H104ZM111 225V224H110ZM109 225V226H110ZM146 225V224H145ZM164 225V224H163ZM199 225H200V223H199ZM209 225V224H208ZM217 225V224H216ZM3 226L4 227H6V228H4L5 230L8 228V230L9 229H11V230H9V231H11L12 233H14V235H15V233H16V235L14 236L13 234H11V236H13V237H10V235H8V234H6L4 231L5 230H3ZM24 226V227H23ZM49 226V225H48ZM160 226V225H159ZM195 226V225H194ZM225 226V225H224ZM28 227V226H27ZM35 227V226H34ZM36 227H37V225H36ZM146 227V226H145ZM216 227V226H215ZM218 227V226H217ZM29 228V227H28ZM61 228V227H60ZM81 228V227H80ZM79 228V229H80ZM102 228H103V226H102ZM105 228V227H104ZM148 228V227H147ZM152 228H153V226H152ZM223 228V227H222ZM90 229V228H89ZM141 228H139V230H140ZM200 229V228H199ZM226 229V228H225ZM30 230V229H29ZM133 230V229H132ZM146 230V229H145ZM158 230H159V228H158ZM164 230V229H163ZM167 230H169V229H167ZM213 230H214V228H213ZM231 230L232 229H230V232H231ZM64 231V230H63ZM99 231H101V230H99ZM98 231V232H99ZM106 231V230H105ZM142 231V230H141ZM187 231V230H186ZM216 231V230H215ZM219 231V230H218ZM226 232L225 233H228L227 232V230H225ZM39 232V231H38ZM80 232H81V229H80ZM85 232V231H84ZM97 232V231H96ZM109 232V231H108ZM151 232V231H150ZM149 232V233H150ZM156 232V231H155ZM158 232V231H157ZM205 232H208V231H205ZM213 232V231H212ZM224 232V231H223ZM229 232V233H230ZM8 233V232H7ZM10 233V232H9ZM36 233V232H35ZM100 233H102V232H100ZM115 233V232H114ZM167 233V232H166ZM194 233V232H193ZM203 233V232H202ZM214 233V232H213ZM233 233V232H232ZM55 234V233H54ZM53 234V235H54ZM142 234H143V232H142ZM157 234V233H156ZM161 234V233H160ZM198 234V233H197ZM201 234V233H200ZM210 234H212L211 232H210ZM207 235V234H205V235H207V236H205L206 237V240L207 241H212V239L214 238V236H211V235ZM233 234H235V233H233ZM105 235V234H104ZM107 235H109V234H107ZM152 235V234H151ZM150 235V236H151ZM187 235H190V234H187ZM204 235V234H203ZM203 235H201V237L203 236ZM213 235V234H212ZM124 236V235H123ZM148 236V235H147ZM157 236V235H156ZM161 236V235H160ZM170 236V235H169ZM194 236V235H193ZM198 236V235H197ZM200 236V235H199ZM217 236V235H216ZM215 236V237H216ZM222 236V235H221ZM73 237V236H72ZM140 237V236H139ZM152 237V236H151ZM213 237V238H212ZM218 237V236H217ZM220 237V236H219ZM226 237V236H225ZM227 237H229V236H227ZM226 237V241H228V239L229 238H227ZM33 238V237H32ZM67 238V237H66ZM141 238V237H140ZM193 238V237H192ZM212 238V239H211ZM17 239V240H16ZM138 239V238H137ZM146 239V238H145ZM154 239H155V237H154ZM219 239V238H218ZM25 240V239H24ZM51 240V239H50ZM56 240H57V238H56ZM60 240V239H59ZM78 240V239H77ZM163 240H165V239H163ZM13 241V242H12ZM80 241V240H79ZM84 241V240H83ZM124 241V240H123ZM146 241V240H145ZM155 241V240H154ZM157 241H159V240H157ZM195 241V240H194ZM202 241H204L205 242V239H203ZM201 241V242H202ZM207 241L205 242V243H203V244H206L207 243ZM214 242H211L210 244H211V246L215 243V245L219 242V241H215V239L213 240ZM22 242H23V240H22ZM32 242V241H31ZM137 242V241H136ZM217 242V243H216ZM229 242V241H228ZM231 242V241H230ZM229 242V243H230ZM62 243V242H61ZM86 243V242H85ZM88 243V242H87ZM129 243V242H128ZM154 243V242H153ZM232 243V242H231ZM15 244V243H14ZM174 244V243H173ZM220 244V243H219ZM219 244H218V246H219ZM227 244V245H226ZM25 245V244H24ZM24 245H23V243H22V245L21 246H23L24 247ZM27 245V244H26ZM143 245V244H142ZM208 245H209V243H208ZM214 245V246H215ZM221 245V244H220ZM224 245H226V246H224ZM230 245V244H229ZM28 246V245H27ZM36 245H34V247H35ZM86 246V245H85ZM84 246V247H85ZM98 246V245H97ZM217 246V245H216ZM17 247V248H16ZM23 247L21 248V249H23ZM30 247V246H29ZM74 247V246H73ZM139 247V246H138ZM213 247V246H212ZM222 247V249H224ZM28 248V247H27ZM75 248V247H74ZM76 248H77V246H76ZM128 248V247H127ZM133 248H134V246H133ZM206 248V247H205ZM220 248V247H219ZM16 249H19V251H21V252H17V250ZM30 249H31V247H30ZM70 249V248H69ZM71 249H72V245H71ZM221 249V248H220ZM25 250H29V248L28 249H26L25 248ZM25 250H23V251H25ZM33 250H35V251H39L40 253L39 254H41V255H43V257L46 255V253H48V251L49 250H45V248H43L42 246H40V245H38V246H36L35 247V249H33ZM72 250H75V249H72ZM77 251H78V249H76ZM133 250V249H132ZM31 251V250H30ZM55 251V250H54ZM65 251V250H64ZM63 251V252H64ZM76 251V252H77ZM95 251V250H94ZM125 251V250H124ZM52 252V251H51ZM73 252V251H72ZM75 252V251H74ZM75 252V253H76ZM112 252V251H111ZM126 252V251H125ZM18 253V254H17ZM54 253V252H53ZM56 253V252H55ZM74 253V254H75ZM92 253V252H91ZM101 253V252H100ZM123 253V252H122ZM220 253H221V251H220ZM31 254V253H30ZM36 253H34V255H35ZM49 254V253H48ZM58 254V253H57ZM56 254V255H57ZM70 254V253H69ZM131 254V253H130ZM221 254H224V253H221ZM40 255V256H41ZM66 255V254H65ZM76 255V254H75ZM39 256V257H40ZM47 256V255H46ZM69 256V255H68ZM90 256H91V254H90ZM89 256V257H90ZM105 256V255H104ZM141 256V255H140ZM145 256V255H144ZM147 256V255H146ZM222 256V255H221ZM83 257V256H82ZM119 257V256H118ZM205 257V256H204ZM223 257V256H222ZM94 258H96V257H94ZM114 258H116V257H114ZM147 258V257H146ZM219 258V257H218ZM218 258L216 259V257H215V259L216 260H218ZM44 259V258H43ZM46 259V258H45ZM49 259V258H48ZM55 259V258H54ZM62 259V258H61ZM99 259V258H98ZM119 259H121V258H119ZM122 259H123V257H122ZM202 259V258H201ZM47 260V259H46ZM56 260H57V257H56ZM67 260V259H66ZM118 260V259H117ZM142 260H143V258H142ZM55 261V260H54ZM84 261V260H83ZM106 261V260H105ZM134 261H136V260H134ZM133 261V262H134ZM61 262V261H60ZM59 262V263H60ZM71 262V261H70ZM124 262V261H123ZM141 262V261H140ZM147 262V261H146ZM158 262V261H157ZM44 263H46L45 262V260H43V264ZM49 263H50V260H49ZM51 263H52V261H51ZM62 263V262H61ZM64 263H65V261H64ZM145 263V262H144ZM152 263V262H151ZM150 263V264H151ZM156 263V262H155ZM159 263V262H158ZM158 263H156V264H158ZM218 263V262H217ZM231 263V262H230ZM52 264H54V263H52ZM56 264H57V262H56ZM73 264V263H72ZM95 264V263H94ZM99 264V263H98ZM123 264V263H122ZM126 264H128V263H126ZM135 264H137V262L135 263ZM143 264V263H142ZM149 264V263H148ZM159 264H161V263H159Z\"/></svg>","mask_w":264,"mask_h":264}]
</instances>
